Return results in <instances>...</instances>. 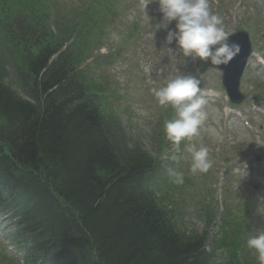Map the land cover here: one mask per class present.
Returning <instances> with one entry per match:
<instances>
[{
    "label": "trees",
    "instance_id": "obj_1",
    "mask_svg": "<svg viewBox=\"0 0 264 264\" xmlns=\"http://www.w3.org/2000/svg\"><path fill=\"white\" fill-rule=\"evenodd\" d=\"M44 1L0 0V49L33 101L0 76V210L17 218L23 264H212L206 238L182 236L166 210L181 183L162 136L156 158L127 149L95 104L85 62L117 18L112 1L52 0L53 21ZM241 237L222 240L226 264H256Z\"/></svg>",
    "mask_w": 264,
    "mask_h": 264
},
{
    "label": "rangeland",
    "instance_id": "obj_2",
    "mask_svg": "<svg viewBox=\"0 0 264 264\" xmlns=\"http://www.w3.org/2000/svg\"><path fill=\"white\" fill-rule=\"evenodd\" d=\"M114 2L124 10L132 9L127 20L141 21L140 30L133 38L125 41L111 35L119 33L122 29L119 34L126 35L127 30L124 28L108 32L107 34L111 35L109 41L93 55L99 63L94 68L95 74L93 66L89 70L91 74L103 77L107 82L109 88L105 100L108 105L103 106L106 112L112 115V128L115 123L127 145L137 144L155 156L158 147L157 135L161 129L165 131L166 121L176 118V112L171 105H159L152 89L159 88L167 79L182 74H191L200 82V95L207 101L209 117L201 126L199 136L182 141L178 148L173 146L166 134L163 141L169 152L178 156L175 160L177 172L183 173L185 179L196 180L191 187L185 186L174 193L172 202L176 200L177 205L171 208L175 213V221L180 229L200 235L204 231L203 209L205 206L211 207L215 212V222L207 232L209 245L212 239L220 238L224 227L228 229V223L224 225L219 220V217L222 218L225 214L221 211L223 204L219 203V186L222 181H225L224 185L229 186L228 189H223L228 195V209H239L240 201L246 199L249 194L256 200L257 207L260 208L262 203L260 198L264 194V114L256 113L252 101L255 96H259V107L264 111V73L254 59H251L240 80L239 92L243 99L236 105V110L253 126L254 131L250 132L232 114L228 119L221 115V107L224 106L221 73L210 68L200 73L198 64L205 61L191 57L182 61L175 42L171 45L166 43V31L158 30L163 16L158 0ZM209 4L213 14L222 17L223 27L230 35L237 31L248 33L253 55L260 54L259 56L264 58V0H209ZM118 25L117 21L116 26ZM170 27L175 28V21ZM106 56L112 59L104 65ZM0 67H3L5 72L6 83L13 86L12 63L8 61ZM145 68L149 71L146 72ZM13 89L20 94L16 85ZM208 91L217 92L220 98L208 99ZM169 108L172 112L167 114L166 110ZM192 145L208 148L212 166L206 173L191 172L188 148ZM254 161H257L256 166ZM173 178L174 176L171 177ZM201 185L204 186L205 195L201 191ZM198 191L204 196H198ZM252 203L255 205L253 201ZM263 210L261 208L259 212L264 215ZM226 220L229 221L228 218ZM7 225L10 227V224ZM260 227L264 230V218ZM223 257L224 254L220 251L215 259ZM214 264L218 262L215 261Z\"/></svg>",
    "mask_w": 264,
    "mask_h": 264
},
{
    "label": "clouds",
    "instance_id": "obj_3",
    "mask_svg": "<svg viewBox=\"0 0 264 264\" xmlns=\"http://www.w3.org/2000/svg\"><path fill=\"white\" fill-rule=\"evenodd\" d=\"M163 14L158 30H165L168 45L175 42L180 58L199 59L211 65H227L239 54V45L230 42V34L223 27L222 17L213 14L209 0H158ZM175 21V28L170 25ZM145 71H149L145 68ZM199 80L191 74L167 79L152 92L159 105H171L176 118L165 122V132L174 147L184 140L198 137L208 119L207 101L200 95ZM190 170L193 174L206 173L212 166L207 147L188 148ZM176 183L183 182V173L173 172ZM247 247L255 250L259 264H264V230L249 234Z\"/></svg>",
    "mask_w": 264,
    "mask_h": 264
},
{
    "label": "water",
    "instance_id": "obj_4",
    "mask_svg": "<svg viewBox=\"0 0 264 264\" xmlns=\"http://www.w3.org/2000/svg\"><path fill=\"white\" fill-rule=\"evenodd\" d=\"M229 41L235 42L239 45V54L227 65L216 66L211 65L210 62L209 65L222 70L224 87L226 88L227 92L230 93L231 99L235 102H239L241 97L237 93L238 80L250 53V46L247 36L241 33L229 38ZM255 102H257V100Z\"/></svg>",
    "mask_w": 264,
    "mask_h": 264
}]
</instances>
